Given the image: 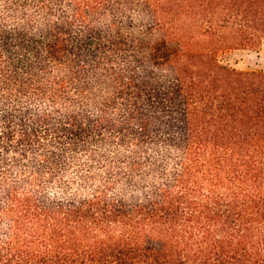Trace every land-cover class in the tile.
Wrapping results in <instances>:
<instances>
[{"label": "trees", "instance_id": "obj_1", "mask_svg": "<svg viewBox=\"0 0 264 264\" xmlns=\"http://www.w3.org/2000/svg\"><path fill=\"white\" fill-rule=\"evenodd\" d=\"M264 0H0V264H264Z\"/></svg>", "mask_w": 264, "mask_h": 264}, {"label": "rangeland", "instance_id": "obj_2", "mask_svg": "<svg viewBox=\"0 0 264 264\" xmlns=\"http://www.w3.org/2000/svg\"><path fill=\"white\" fill-rule=\"evenodd\" d=\"M238 61L237 67L247 71H264V45L259 50H245L230 57Z\"/></svg>", "mask_w": 264, "mask_h": 264}]
</instances>
